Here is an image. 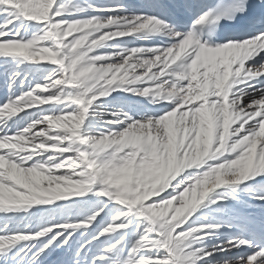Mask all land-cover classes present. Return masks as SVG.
<instances>
[{
    "label": "rangeland",
    "instance_id": "rangeland-1",
    "mask_svg": "<svg viewBox=\"0 0 264 264\" xmlns=\"http://www.w3.org/2000/svg\"><path fill=\"white\" fill-rule=\"evenodd\" d=\"M65 1L0 0V49L24 51L39 61L65 58L69 80L63 84L56 67H24L20 59L15 66L2 68L8 71L9 81L14 75L17 80L11 87L5 83L0 87L15 92L11 102L20 98L19 110H29L21 112L18 123L13 117L16 105L10 109L8 118L14 120L17 135L5 141L6 150L0 155V197L29 207L27 215L0 221L23 228L17 231L22 240L10 253L11 262L264 264V95L238 106L253 84H243L244 77L238 78L237 61L231 63L230 74L234 82L238 80L235 84L242 85L229 92L227 105L218 99V91L210 89L214 78L221 77L218 74L198 91L194 86L204 79L194 73L184 77L169 71L166 75L167 66L152 71L132 69L130 59L152 58L167 49L132 54L129 49L149 44L153 36L144 29L138 31V21L112 13L125 0ZM53 37L60 41V48L51 47ZM131 37L140 40L123 43ZM226 65L221 62L220 70ZM196 71L202 75L205 69ZM174 76H183L185 87L194 88L193 94L187 93L176 103L157 90L166 80L173 83ZM189 80L194 83L189 85ZM218 81L225 83V79ZM70 86L80 87L88 110H94L93 121L85 119L80 130V113L63 99ZM158 94L171 107L162 112V123L155 125L159 129L140 127L129 132L133 124L156 119L148 116L145 103L158 107ZM253 103L252 109L243 112ZM115 118L126 123H107ZM28 129L30 136L36 134L32 142L25 137ZM78 131L88 148V164L80 155ZM94 179L120 201L147 214L150 223L96 196L84 204L97 205L80 207V219L74 222L65 223L72 209L66 214V207L57 209L55 215L50 212L55 206L51 202L58 198L67 200L65 204L79 201ZM39 200L43 203L40 210L46 213L34 206ZM59 213L65 215L61 225ZM0 238L7 239L9 234Z\"/></svg>",
    "mask_w": 264,
    "mask_h": 264
},
{
    "label": "bare ground",
    "instance_id": "bare-ground-1",
    "mask_svg": "<svg viewBox=\"0 0 264 264\" xmlns=\"http://www.w3.org/2000/svg\"><path fill=\"white\" fill-rule=\"evenodd\" d=\"M256 1L259 2L260 0H256ZM261 5L264 6V2L261 3ZM112 10H113L112 13L114 14H119L120 16L123 15L128 19H132L134 21L133 23H137L138 21V23H140V25H137L138 31H140L141 29H144L149 35L153 36L152 41L149 42V44L146 43V45H142L137 48L132 47L131 49H129L133 51L132 54L142 55L143 53H140L141 52L140 50H144V49L147 50V52L145 51L147 54H150L148 53L150 51L155 54L157 51H159L160 53V50L165 49V48L167 49L163 54L155 55L152 58L130 59L131 62L129 64L130 65L134 64L132 69H137V70L150 69V71H152L155 69H162L165 66H167L166 69L163 71V73L165 72L166 75H167L166 72L169 73V71H171L172 73H177L179 75H184V77H189L190 74L194 73L195 75L200 77V79L202 78L204 79V81H202L201 83L195 84L194 87L195 88L197 87L196 89H198V91L202 90V88L205 86L208 80L213 79V77H215L216 74H218L221 77L214 78L215 81L211 84L210 89H212V91L214 92L224 91L225 98L223 99V103L227 105V102H228L227 97L229 96L228 95L229 92L232 89L239 88L242 85V84H235L238 82V80L237 82H234V77L230 74L231 72H233L232 67L236 65V64L234 65L232 64L233 65L232 66L231 63H233V60H236L239 65L238 67H240L241 69L239 72H237L238 78L240 76L244 77V80L240 78V80L241 79L243 80L244 82L243 84L251 83L254 85V86L252 85L249 91L245 92L242 95L241 100L237 102L238 106L241 107L242 102H245L248 99H253L255 97L264 95V41L260 45L256 43V42H260L261 40H264V29L255 31L254 33L250 34L244 41H240L236 43H226L220 46H211V45H205L201 43L197 39V37H195L193 34L190 33L189 30L184 31V30L179 29L180 26H187V25H192V24L203 23L204 19L209 16V11L211 10L209 0H125L124 6H122L121 8L115 7ZM121 37L122 36H120V38ZM136 40H140V39L139 38L134 39L131 37L129 40L123 43L132 44V43H135ZM55 41L60 43L58 39H55ZM243 42H245L246 44L244 43V45H242ZM205 50H209L210 53L208 52L209 54H206L204 52ZM194 58H196V60L200 62L201 65L200 63L196 62ZM1 60H5V62H8L6 66L7 68L8 67L10 68L11 66L15 64V58L0 59V63H1ZM190 61H191V66H188V63H190ZM261 61L263 62L261 63ZM23 62H25L24 66L28 65L26 61H23ZM221 62H224L228 65V66L226 65L227 68H225L227 70L225 69L220 70ZM259 63L261 64L258 65ZM30 65L32 66L33 64L31 63ZM247 65H250V68H247ZM199 69H205L202 75L198 74L200 73L199 71L198 73H195L197 72L196 70H199ZM228 69L229 70L232 69V70L229 71ZM1 72H2V67H0V73ZM17 74L18 73H16V75ZM194 76L192 78H194ZM177 77L175 78L172 77L173 80L176 79L173 81V83L172 82L169 83L166 80L164 84L159 85L157 87L158 91H161V93L164 92L165 94L168 95V97L170 96L172 102L174 103L181 101L183 97H187V93L189 92H191V94L194 93V91L192 92V90L194 89L193 87L191 88V90L188 87L187 88L185 87L186 81L183 79V76L182 78H179L180 76H177ZM14 78H15V75L13 76V79L12 77H10V81L8 83L10 87L17 80L16 78L15 79ZM0 79H1L0 85L4 84L1 75H0ZM221 79H225V83H220L218 81ZM187 82L189 85H192L190 83H194V81H190V80ZM4 85L7 86L6 84ZM8 88L0 87V135H2L0 136L1 137L0 142L3 139L4 146L6 143L5 141H7V139H9L11 135L13 134L17 135V127L15 128L14 123H12V120L8 118L11 114L10 109L14 108L16 105V114L13 117H15L16 119L15 121L18 123H20L19 122L21 118L20 114L22 115L21 112H24V114H28L29 112V110L26 108H24L23 111L19 110L17 107L18 106L17 100L14 102H11L13 92H11V88L10 90ZM17 92L18 91H16V94ZM118 96H122V95L118 94ZM162 96L163 94L159 95L158 97L160 100V104L158 107L154 106L152 103H148V102L145 103V108H146L145 111L147 112L148 116H150V118L151 116H154L156 117V119H152L153 122H151L152 120H150V121H146L145 123L144 122L138 123L137 125L133 124L132 126L128 128V130H130L129 132L140 131L141 130L139 129L140 127H144L143 129L152 130V131L159 129V128L157 129L155 125L158 124L159 122L162 123V119L165 116L161 114L163 111H165L166 109L170 107L169 104L167 103L163 104V102H165V99ZM254 105L255 103H253L252 106L249 105L247 106V108L242 109L243 112L246 110L252 109ZM260 105L262 107V103H260ZM263 105H264V100H263ZM149 108H151V110ZM93 111L89 110L87 112L88 114H84L83 118L81 117L79 124L86 117H89L90 121H93L92 119L94 115L90 114ZM152 111H153V114H151ZM227 114H230L229 111L227 112ZM117 119L118 118H115L111 121H108L107 123L110 125L118 124V126L124 125L126 123V122L124 123ZM159 119L161 120L159 121ZM150 124H153V125H150ZM79 129H81L80 125H78V130ZM27 131L28 132L26 133L27 135L25 137L29 138L30 142L34 141L36 139V138L34 139V137H36V134L35 135L31 134L30 136V134H28L30 129H28ZM79 134L80 132H76V141H78L80 143V146H82L84 145L85 142L81 139ZM87 153H88V150H87ZM81 154H82V157H81L82 160H84L85 163L88 164L87 156L84 155L83 153ZM89 189L87 191H90ZM0 201H8V199H6L5 197H0ZM21 211L22 210H19V212ZM17 231H18L17 225L15 226L0 225V235L9 234V238H11V241H16V239L18 238V236L16 235ZM3 239L4 238H0V240H3ZM0 242H3V241H0ZM17 242L19 244L20 241H16V243ZM231 251H233V249H231Z\"/></svg>",
    "mask_w": 264,
    "mask_h": 264
},
{
    "label": "trees",
    "instance_id": "trees-1",
    "mask_svg": "<svg viewBox=\"0 0 264 264\" xmlns=\"http://www.w3.org/2000/svg\"><path fill=\"white\" fill-rule=\"evenodd\" d=\"M98 232H100V229H98L97 232H95V233H98Z\"/></svg>",
    "mask_w": 264,
    "mask_h": 264
}]
</instances>
